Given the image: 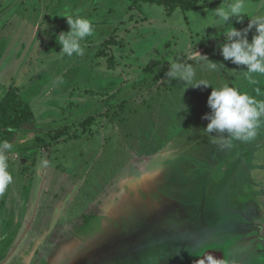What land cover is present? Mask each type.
<instances>
[{
	"label": "rangeland",
	"instance_id": "rangeland-1",
	"mask_svg": "<svg viewBox=\"0 0 264 264\" xmlns=\"http://www.w3.org/2000/svg\"><path fill=\"white\" fill-rule=\"evenodd\" d=\"M233 2L170 15L135 0H0V100L16 90L35 112L5 141L14 180L0 195V264H128L111 256L170 228L191 252L227 246L233 264L248 262L237 236L256 231L264 247V125L251 141L213 143L202 119L212 87L166 75L178 60L197 82L264 93V75L250 84L246 66L224 61V28L209 26L211 10ZM244 3L249 17L228 22L237 29L264 15V0ZM67 13L94 24L83 57L59 54ZM178 250L159 264H190Z\"/></svg>",
	"mask_w": 264,
	"mask_h": 264
},
{
	"label": "clouds",
	"instance_id": "clouds-1",
	"mask_svg": "<svg viewBox=\"0 0 264 264\" xmlns=\"http://www.w3.org/2000/svg\"><path fill=\"white\" fill-rule=\"evenodd\" d=\"M211 13L213 24L209 26L224 28L222 33L217 34H222L224 37V42L219 45L220 55L224 61L246 66V70H241L245 79L250 84H257L255 74L264 75V15L251 17L247 27L237 29L228 22L234 18L236 22L242 23L243 15L248 16L244 0H234L227 8L218 7L211 10ZM61 16L66 17L70 31L61 32L57 37L58 43L62 46L59 54L83 57L85 46L82 41L95 34L92 20L78 13H67ZM226 24L227 27H224ZM253 28H255V34L250 42L248 33ZM199 56L206 62L209 69H216L217 62L210 61L206 56L200 54ZM168 63L170 69L166 75L169 79L181 80L193 88L212 87L207 99V106L211 111L202 119L209 121L203 131L213 143H221L222 147L230 148L233 146V141L248 142L256 137L257 130L264 125V100L256 98L264 94L260 88L254 89L256 96L241 92L238 88L227 84L217 89L208 81H195L196 72L192 64L178 60L168 61ZM220 64L225 67L223 63ZM59 82L62 83L63 79L60 78ZM11 147L12 145L8 142H0V195L4 194L14 180L9 171L6 155Z\"/></svg>",
	"mask_w": 264,
	"mask_h": 264
},
{
	"label": "trees",
	"instance_id": "trees-1",
	"mask_svg": "<svg viewBox=\"0 0 264 264\" xmlns=\"http://www.w3.org/2000/svg\"><path fill=\"white\" fill-rule=\"evenodd\" d=\"M138 3H148L165 7L168 13L171 15L175 9H182L184 11L198 10L200 8H213L227 3L231 0H216L214 2L200 6L199 0H135ZM35 120V112L31 105L21 98L16 90H9L4 97L0 100V142H5L8 139L15 137L18 133L24 131V126ZM176 222V221H175ZM169 225L172 223H168ZM159 225V224H158ZM156 225L157 228H163L164 225ZM158 226V227H157ZM155 231V230H154ZM257 235V232H249L246 236H237L240 238L239 243H235V246L240 245L238 252L244 250L245 254H241L237 259H246L248 262L245 264H264V247L262 240H254L252 238ZM142 241L139 242H143ZM208 247L201 248L199 251L206 249L219 248L228 263L233 264V255L227 246L218 243H209ZM135 246V244H134ZM138 246V245H136ZM127 247L126 249H130ZM201 251V252H203ZM175 255L180 256V259H187L186 250H178ZM171 257H174L173 254ZM255 261V262H254ZM239 262V261H238Z\"/></svg>",
	"mask_w": 264,
	"mask_h": 264
},
{
	"label": "water",
	"instance_id": "water-1",
	"mask_svg": "<svg viewBox=\"0 0 264 264\" xmlns=\"http://www.w3.org/2000/svg\"><path fill=\"white\" fill-rule=\"evenodd\" d=\"M170 229L171 230L156 232L151 244L148 245L147 248L144 245H140L135 250L111 256L112 261L116 258H126L128 260V264H159L163 261L164 257L172 251L173 247L179 246L186 249L190 253L189 257H192L190 264H228L223 252L219 248L206 249L203 252H191V249L187 246V244L180 240L181 234H179L175 228ZM162 242H166L164 248ZM157 243H159V245H156ZM151 246H153L155 254L153 259H149V249Z\"/></svg>",
	"mask_w": 264,
	"mask_h": 264
}]
</instances>
